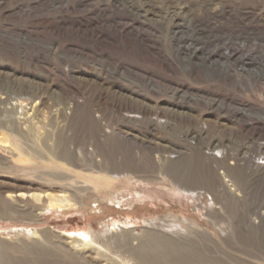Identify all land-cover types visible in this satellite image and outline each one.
<instances>
[{"label":"rangeland","instance_id":"374dc122","mask_svg":"<svg viewBox=\"0 0 264 264\" xmlns=\"http://www.w3.org/2000/svg\"><path fill=\"white\" fill-rule=\"evenodd\" d=\"M0 258L264 264V0H0Z\"/></svg>","mask_w":264,"mask_h":264},{"label":"bare ground","instance_id":"6f19581e","mask_svg":"<svg viewBox=\"0 0 264 264\" xmlns=\"http://www.w3.org/2000/svg\"><path fill=\"white\" fill-rule=\"evenodd\" d=\"M105 21H107V20H105ZM58 22V21H57ZM104 22V21H103ZM63 24V20L61 21V22H59L56 26H54L53 27V29H59V27L60 26H58V25H62ZM80 25H81V23H79ZM99 25V24H98ZM88 26H89V24H88ZM119 29V28H118ZM102 30V29H101ZM121 31V30H120ZM7 32V31H6ZM97 32V31H96ZM104 32H102L101 34H103ZM62 35V34H61ZM10 37V36H9ZM127 37V36H126ZM131 37V36H130ZM113 38V37H112ZM118 38V37H117ZM27 39H29V38H27ZM8 40V39H7ZM119 40V39H118ZM31 41V40H30ZM140 41V40H139ZM130 45V44H129ZM141 46V45H140ZM159 158H161V157H159ZM160 160V159H159ZM6 194H8V193H6ZM22 194V193H21ZM23 195V194H22ZM28 195V194H27ZM13 196V195H12ZM38 196V195H37ZM12 199V198H11ZM55 200V199H54ZM52 202V201H51ZM72 235V234H71ZM74 235V234H73ZM72 235V236H73ZM78 236H82V237H84L85 239L86 238H88V235H86V233H82V234H79ZM5 258V257H4ZM1 260H3V258H0V264H4V262H1ZM4 261V260H3ZM6 264V263H5Z\"/></svg>","mask_w":264,"mask_h":264}]
</instances>
